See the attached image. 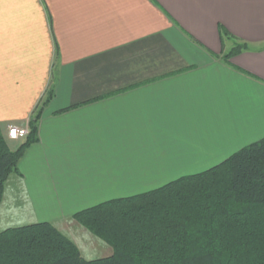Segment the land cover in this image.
Listing matches in <instances>:
<instances>
[{
    "label": "crops",
    "instance_id": "1",
    "mask_svg": "<svg viewBox=\"0 0 264 264\" xmlns=\"http://www.w3.org/2000/svg\"><path fill=\"white\" fill-rule=\"evenodd\" d=\"M234 42L249 50L226 61ZM50 92L39 141L5 185L0 232L49 223L97 242L92 259L110 256L75 214L264 138V0H0L11 150L26 139L8 140V127L29 131Z\"/></svg>",
    "mask_w": 264,
    "mask_h": 264
},
{
    "label": "trees",
    "instance_id": "2",
    "mask_svg": "<svg viewBox=\"0 0 264 264\" xmlns=\"http://www.w3.org/2000/svg\"><path fill=\"white\" fill-rule=\"evenodd\" d=\"M239 45L225 59L249 50ZM51 93L17 150L0 128V205L8 179L39 141L38 123ZM73 218L112 254L85 259L55 226L37 223L0 232V264H264V138L207 171Z\"/></svg>",
    "mask_w": 264,
    "mask_h": 264
},
{
    "label": "rangeland",
    "instance_id": "3",
    "mask_svg": "<svg viewBox=\"0 0 264 264\" xmlns=\"http://www.w3.org/2000/svg\"><path fill=\"white\" fill-rule=\"evenodd\" d=\"M240 42H234V47H233V49H236V47H240ZM243 52H247V51H243ZM243 52H241L240 54H242ZM231 53V52H230ZM239 55V54H238ZM232 58H234V56H232L231 58H229V59H225L226 61H229L230 59H232ZM6 138L8 139V137L6 136ZM9 140V139H8ZM21 140H23V139H21ZM17 141H20V140H17ZM76 222V221H75ZM77 223V222H76ZM77 224H79V223H77ZM80 225V224H79ZM56 229H58L57 227H55ZM84 228V227H83ZM64 236H66L75 246H76V248L78 249V251L80 252V254H81V256L83 257V258H85V257H88V258H90V260L92 259L91 257H94V256H96V255H98V254H100V252L98 253H96V252H93L92 250L93 249H95V248H97L96 247V244L98 245V243L97 242H95V241H92V240H90V239H88V238H86L85 236H82V235H80V236H77V235H68V233L67 232H72V230L71 231H69V230H65V231H63V230H60V229H58ZM63 231V232H62ZM67 231V232H66ZM88 231V230H87ZM89 232V231H88ZM90 233V232H89ZM93 236V235H92ZM95 239H98V238H96L95 237ZM99 240V239H98ZM101 241V240H100ZM102 242V241H101ZM103 243V242H102ZM104 245H106L105 243H104ZM107 247H109L108 245H106ZM110 248V247H109ZM99 250H102V249H99ZM110 250H111V248H110ZM103 251V250H102ZM111 253V252H110ZM101 255V254H100ZM105 255H108V254H105ZM105 255H103V256H105ZM87 258V259H88ZM98 258V257H97ZM96 258V259H97Z\"/></svg>",
    "mask_w": 264,
    "mask_h": 264
},
{
    "label": "built area",
    "instance_id": "4",
    "mask_svg": "<svg viewBox=\"0 0 264 264\" xmlns=\"http://www.w3.org/2000/svg\"><path fill=\"white\" fill-rule=\"evenodd\" d=\"M28 134V130L16 126H10L7 129V137L11 141L26 139Z\"/></svg>",
    "mask_w": 264,
    "mask_h": 264
}]
</instances>
